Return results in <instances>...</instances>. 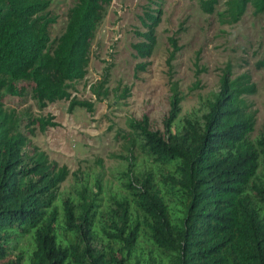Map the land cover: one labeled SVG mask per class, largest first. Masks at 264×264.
I'll list each match as a JSON object with an SVG mask.
<instances>
[{
    "label": "trees",
    "instance_id": "trees-1",
    "mask_svg": "<svg viewBox=\"0 0 264 264\" xmlns=\"http://www.w3.org/2000/svg\"><path fill=\"white\" fill-rule=\"evenodd\" d=\"M111 1L75 0L63 32L51 41L48 0H0V264H264V127L248 138L256 112L246 96L256 84L246 71L234 75L229 63L219 69L217 90L199 118L175 124L182 95L172 81L160 128L146 114L128 120V141L149 165L140 176L126 168L123 194L103 206L96 183L77 199H62L61 213L54 207L69 170L30 136L59 123L50 114L23 117L5 99L29 97L40 109L66 99L70 111L91 112L93 105L71 98L69 89L87 73L91 40ZM219 2L198 0L208 14ZM162 3L140 16L135 71L147 68L155 48ZM224 4L216 13L221 24L237 22L248 5L264 12V0ZM168 44L169 64L181 45L174 35ZM84 234L100 238V246L81 247ZM24 238L30 251L20 248Z\"/></svg>",
    "mask_w": 264,
    "mask_h": 264
},
{
    "label": "rangeland",
    "instance_id": "rangeland-1",
    "mask_svg": "<svg viewBox=\"0 0 264 264\" xmlns=\"http://www.w3.org/2000/svg\"><path fill=\"white\" fill-rule=\"evenodd\" d=\"M48 11L55 17L49 27L54 41L64 30L69 9L75 0H48ZM156 0H112L105 6L91 40L87 73L73 82L71 98L90 102L92 111L62 99L37 107L29 97H6V106L23 117L46 114L59 126L45 131L38 128L30 139L45 151L49 160L66 165L69 174L59 185L54 207L61 213V201L78 198L81 189L87 193L101 186L103 206L113 196L123 194L122 173L127 167L140 176L148 167L141 149L128 141L132 134L130 118L146 114L154 129L168 109L170 83L176 82L182 95L181 110L175 124L182 119L199 118L218 87L220 68L231 65L234 75L248 72L256 84V92L246 96L255 110V123L248 138L255 140L264 127V12L248 5L241 18L232 24H221L216 13L225 8L220 0L215 11L204 13L198 0H163L161 22L156 28L157 42L144 71H135L140 59L132 44L142 30L140 16L144 9L155 6ZM176 36L181 49L167 63L171 47L168 37ZM199 57L198 67L195 66ZM198 68L204 69L196 75ZM196 79L200 82L195 88ZM100 94H94L93 91ZM124 157V158H123ZM130 163H133L130 165ZM61 215V214H60ZM58 227V235H61ZM80 246L99 247L100 238L84 234ZM20 248L30 251L27 238Z\"/></svg>",
    "mask_w": 264,
    "mask_h": 264
}]
</instances>
